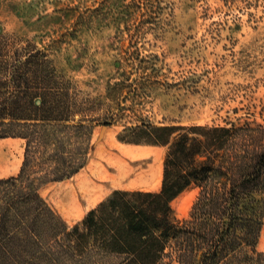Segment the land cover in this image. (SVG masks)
<instances>
[{"label": "trees", "instance_id": "trees-1", "mask_svg": "<svg viewBox=\"0 0 264 264\" xmlns=\"http://www.w3.org/2000/svg\"><path fill=\"white\" fill-rule=\"evenodd\" d=\"M98 2L118 31L146 11L156 22L150 0ZM91 11L57 7L54 33L75 34ZM101 107L45 47L0 29V138L23 140L18 172L0 177V264H264V123L135 125L118 138L165 147L160 188L115 189L69 227L39 188L86 163L93 126L113 118ZM188 187L197 193L177 218L171 202Z\"/></svg>", "mask_w": 264, "mask_h": 264}, {"label": "rangeland", "instance_id": "rangeland-1", "mask_svg": "<svg viewBox=\"0 0 264 264\" xmlns=\"http://www.w3.org/2000/svg\"><path fill=\"white\" fill-rule=\"evenodd\" d=\"M150 2L156 22L145 21L146 11L121 32L96 17L98 0H0V29L45 47L82 95L102 102L99 113L113 114L110 124L93 126L79 171L39 188L69 227L115 188L143 186L149 176L156 188L165 147L117 138L134 137L135 125L264 123V0ZM74 4L93 16L60 39L50 16ZM22 157L23 140L0 138V177L16 174ZM196 193L188 187L172 200L177 218ZM257 250L264 251V228Z\"/></svg>", "mask_w": 264, "mask_h": 264}, {"label": "crops", "instance_id": "crops-1", "mask_svg": "<svg viewBox=\"0 0 264 264\" xmlns=\"http://www.w3.org/2000/svg\"><path fill=\"white\" fill-rule=\"evenodd\" d=\"M118 138V137H117ZM119 139V138H118ZM120 140V139H119ZM122 141V140H121ZM128 143H132V142H128ZM152 145H156V144H152ZM147 168H150L147 167ZM162 168H163V157L161 159V162H160V166H158V169H157V172H156V176H155V182H154V185H155V189L151 187V178L150 176L148 178H146V183L145 185L143 186H139V187H136V188H115V189H140V190H149V191H156L160 188V185H161V178H162ZM77 173V172H76ZM74 175V174H73ZM113 189V190H115ZM112 190V191H113ZM111 191V192H112ZM102 200V199H101ZM94 207V206H93Z\"/></svg>", "mask_w": 264, "mask_h": 264}]
</instances>
